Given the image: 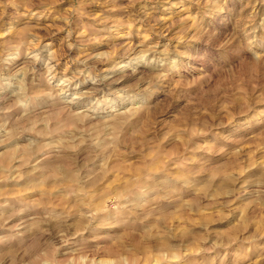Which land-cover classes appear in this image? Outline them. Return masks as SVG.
Segmentation results:
<instances>
[{
  "label": "rangeland",
  "instance_id": "rangeland-1",
  "mask_svg": "<svg viewBox=\"0 0 264 264\" xmlns=\"http://www.w3.org/2000/svg\"><path fill=\"white\" fill-rule=\"evenodd\" d=\"M0 264H264V0H0Z\"/></svg>",
  "mask_w": 264,
  "mask_h": 264
}]
</instances>
